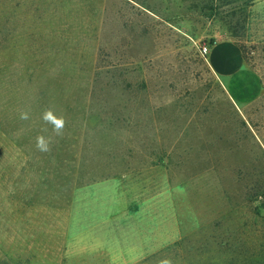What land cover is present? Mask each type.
<instances>
[{"label":"rangeland","instance_id":"obj_1","mask_svg":"<svg viewBox=\"0 0 264 264\" xmlns=\"http://www.w3.org/2000/svg\"><path fill=\"white\" fill-rule=\"evenodd\" d=\"M252 1L0 0V264H264V94L235 105L198 50L264 87Z\"/></svg>","mask_w":264,"mask_h":264},{"label":"crops","instance_id":"obj_2","mask_svg":"<svg viewBox=\"0 0 264 264\" xmlns=\"http://www.w3.org/2000/svg\"><path fill=\"white\" fill-rule=\"evenodd\" d=\"M261 6H264V0L252 1V10ZM262 11L264 9L261 7L260 12ZM206 57L215 78L235 105L247 107L264 94L260 76L248 65L239 46L233 41L213 43Z\"/></svg>","mask_w":264,"mask_h":264},{"label":"clouds","instance_id":"obj_3","mask_svg":"<svg viewBox=\"0 0 264 264\" xmlns=\"http://www.w3.org/2000/svg\"><path fill=\"white\" fill-rule=\"evenodd\" d=\"M21 120H28L30 115L27 111H22L19 114ZM41 119L46 123L52 125V130L56 136H62L64 128L66 126V120L63 116H57L52 109H46ZM36 148L38 151L47 153L51 151V138L44 135H37ZM158 264H173L170 258H163L159 260Z\"/></svg>","mask_w":264,"mask_h":264},{"label":"built area","instance_id":"obj_4","mask_svg":"<svg viewBox=\"0 0 264 264\" xmlns=\"http://www.w3.org/2000/svg\"><path fill=\"white\" fill-rule=\"evenodd\" d=\"M199 53L202 57H205L207 52H208V47L207 46H202L201 48L198 49Z\"/></svg>","mask_w":264,"mask_h":264},{"label":"trees","instance_id":"obj_5","mask_svg":"<svg viewBox=\"0 0 264 264\" xmlns=\"http://www.w3.org/2000/svg\"><path fill=\"white\" fill-rule=\"evenodd\" d=\"M213 44V43H212ZM239 49H240V51L242 52V55H243V57H244V53H243V50H242V48L239 46ZM245 59V58H244Z\"/></svg>","mask_w":264,"mask_h":264}]
</instances>
